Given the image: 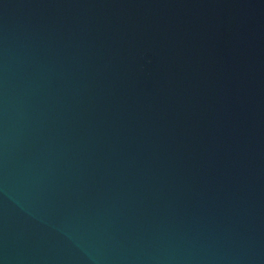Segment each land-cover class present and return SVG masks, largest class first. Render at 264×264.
<instances>
[{"label": "water", "instance_id": "water-1", "mask_svg": "<svg viewBox=\"0 0 264 264\" xmlns=\"http://www.w3.org/2000/svg\"><path fill=\"white\" fill-rule=\"evenodd\" d=\"M0 264H264V0H0Z\"/></svg>", "mask_w": 264, "mask_h": 264}]
</instances>
